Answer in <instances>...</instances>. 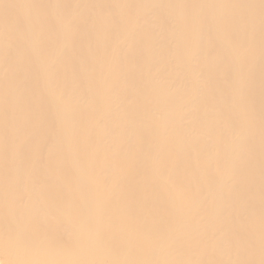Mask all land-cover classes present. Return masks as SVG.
<instances>
[{"label": "bare ground", "instance_id": "1", "mask_svg": "<svg viewBox=\"0 0 264 264\" xmlns=\"http://www.w3.org/2000/svg\"><path fill=\"white\" fill-rule=\"evenodd\" d=\"M0 264H264V0H0Z\"/></svg>", "mask_w": 264, "mask_h": 264}]
</instances>
